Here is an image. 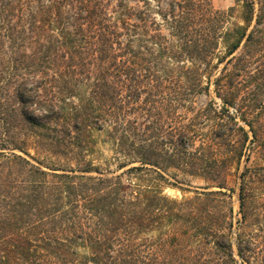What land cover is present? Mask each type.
Instances as JSON below:
<instances>
[{
	"label": "trees",
	"instance_id": "trees-1",
	"mask_svg": "<svg viewBox=\"0 0 264 264\" xmlns=\"http://www.w3.org/2000/svg\"><path fill=\"white\" fill-rule=\"evenodd\" d=\"M234 3L0 0V264H264V0Z\"/></svg>",
	"mask_w": 264,
	"mask_h": 264
},
{
	"label": "rangeland",
	"instance_id": "rangeland-1",
	"mask_svg": "<svg viewBox=\"0 0 264 264\" xmlns=\"http://www.w3.org/2000/svg\"><path fill=\"white\" fill-rule=\"evenodd\" d=\"M212 7L216 10H226L229 7L235 6L234 0H210ZM90 147L88 152V159H90L94 165L100 166V168H104L105 162L110 159L111 152L109 150L108 144L104 141V135L101 132L91 131L90 133ZM31 155L33 152L30 151ZM43 154H39L38 158H41ZM111 165V164H110ZM111 169H113V165H111ZM189 180L188 184L190 188L188 192L181 193L177 189H165L164 193L169 197L180 198L182 196H190L192 195L193 188L199 189V187H203L204 184L202 181L196 178H187ZM181 181V180H179ZM228 187L233 189V192L229 191V202L233 208V213L236 214L238 210V200H237V183L235 182L234 174L229 178Z\"/></svg>",
	"mask_w": 264,
	"mask_h": 264
}]
</instances>
